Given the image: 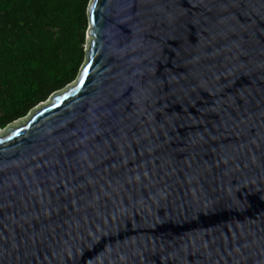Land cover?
<instances>
[{
  "label": "water",
  "instance_id": "water-1",
  "mask_svg": "<svg viewBox=\"0 0 264 264\" xmlns=\"http://www.w3.org/2000/svg\"><path fill=\"white\" fill-rule=\"evenodd\" d=\"M80 77L0 131V264H264V0H92Z\"/></svg>",
  "mask_w": 264,
  "mask_h": 264
},
{
  "label": "trees",
  "instance_id": "trees-1",
  "mask_svg": "<svg viewBox=\"0 0 264 264\" xmlns=\"http://www.w3.org/2000/svg\"><path fill=\"white\" fill-rule=\"evenodd\" d=\"M91 2L0 0V131L80 77Z\"/></svg>",
  "mask_w": 264,
  "mask_h": 264
}]
</instances>
